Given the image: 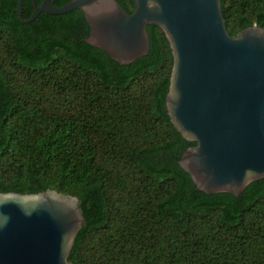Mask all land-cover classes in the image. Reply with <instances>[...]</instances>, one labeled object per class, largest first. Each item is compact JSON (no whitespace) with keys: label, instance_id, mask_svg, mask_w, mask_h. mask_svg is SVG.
Here are the masks:
<instances>
[{"label":"trees","instance_id":"trees-1","mask_svg":"<svg viewBox=\"0 0 264 264\" xmlns=\"http://www.w3.org/2000/svg\"><path fill=\"white\" fill-rule=\"evenodd\" d=\"M17 1L0 0V193L76 198L85 223L71 264H264V178L238 196L207 195L178 164L196 143L167 114L163 32L147 26L148 54L119 65L84 41L80 10L22 24ZM221 10L233 38L264 28V0ZM21 12L29 19L32 0Z\"/></svg>","mask_w":264,"mask_h":264},{"label":"water","instance_id":"water-1","mask_svg":"<svg viewBox=\"0 0 264 264\" xmlns=\"http://www.w3.org/2000/svg\"><path fill=\"white\" fill-rule=\"evenodd\" d=\"M80 10L89 26L84 40L119 65L149 52L146 28L164 34L173 63L165 105L170 122L190 143L179 166L197 190L241 194L264 178V28L231 37L221 0H132L127 14L116 0H72L63 7L32 0L33 12ZM85 223L78 200L55 191L0 193V264H71Z\"/></svg>","mask_w":264,"mask_h":264}]
</instances>
